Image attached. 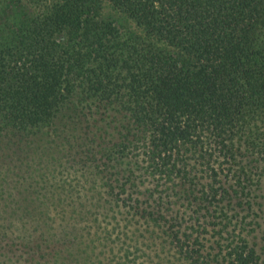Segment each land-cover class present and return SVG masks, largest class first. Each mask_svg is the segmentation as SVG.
<instances>
[{
  "label": "trees",
  "instance_id": "trees-1",
  "mask_svg": "<svg viewBox=\"0 0 264 264\" xmlns=\"http://www.w3.org/2000/svg\"><path fill=\"white\" fill-rule=\"evenodd\" d=\"M263 214L264 0H0V264H264Z\"/></svg>",
  "mask_w": 264,
  "mask_h": 264
},
{
  "label": "rangeland",
  "instance_id": "rangeland-1",
  "mask_svg": "<svg viewBox=\"0 0 264 264\" xmlns=\"http://www.w3.org/2000/svg\"><path fill=\"white\" fill-rule=\"evenodd\" d=\"M73 164V165H71ZM65 168L62 169L61 173L59 176L61 178V181L65 182H74V184H77L76 178H82V171L79 168V165L73 163L72 161L70 162H65L64 163ZM188 208L193 209V206H188ZM258 215H261L259 212ZM264 216V214H263ZM211 226V225H210ZM210 230H213L211 227H209ZM214 231H211L213 234Z\"/></svg>",
  "mask_w": 264,
  "mask_h": 264
}]
</instances>
